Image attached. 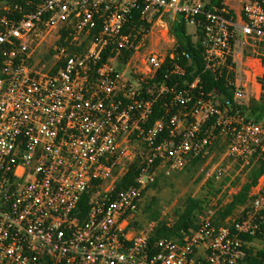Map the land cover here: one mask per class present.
<instances>
[{
    "label": "built area",
    "instance_id": "obj_1",
    "mask_svg": "<svg viewBox=\"0 0 264 264\" xmlns=\"http://www.w3.org/2000/svg\"><path fill=\"white\" fill-rule=\"evenodd\" d=\"M214 1H0V264H252L264 250V175L223 223L202 213L154 242L157 223L134 224L160 175L218 143L206 178L225 160L248 174L264 158V119L242 112L249 70L264 69V0ZM180 24L231 98L188 78L187 50L152 44L175 46ZM246 46L263 57L244 61Z\"/></svg>",
    "mask_w": 264,
    "mask_h": 264
},
{
    "label": "rangeland",
    "instance_id": "obj_2",
    "mask_svg": "<svg viewBox=\"0 0 264 264\" xmlns=\"http://www.w3.org/2000/svg\"><path fill=\"white\" fill-rule=\"evenodd\" d=\"M237 7L239 8L238 5ZM187 32L190 34L194 33L192 25L189 26ZM170 36L175 39V46L171 41L161 40V35H154L152 44L164 51H169L179 44L175 29L171 30ZM262 52L246 46L241 50L240 55L244 61L250 63L251 60H247L248 58H262ZM261 70L264 71L258 64L255 68L249 70L250 86L248 87V96L245 100V107L247 108H245V111L249 117H254L252 108L256 102H260L259 83H263L264 78L259 75L257 76V81H255L254 74L261 73ZM225 147V143L220 142L207 159L191 163L183 170L174 172L171 175H160L157 183L152 185L145 193L134 224L143 226L155 222L157 225L164 223L167 226H173L179 212L185 211L191 200L198 201L194 214L205 213L213 216L214 219H221V212L226 209L227 204L233 199L234 194L231 195L230 193L239 191L242 184L247 180V174L239 171V166L229 160L222 162L226 171L220 178L215 176L206 178V169L214 167L222 161ZM243 208L244 205L238 206L232 215H241ZM259 245L261 244L256 242L255 247Z\"/></svg>",
    "mask_w": 264,
    "mask_h": 264
},
{
    "label": "trees",
    "instance_id": "obj_3",
    "mask_svg": "<svg viewBox=\"0 0 264 264\" xmlns=\"http://www.w3.org/2000/svg\"><path fill=\"white\" fill-rule=\"evenodd\" d=\"M2 1V0H0ZM215 3H219L220 0H215ZM175 31L179 38V44L177 46V50L181 52L182 50H187L192 56V64L188 68V78L193 80L195 77L200 76L203 81L205 88L210 90H218L222 96L231 98L232 93L229 88L225 85L226 81L224 77L217 78L213 73L210 71L205 70V65L202 59V52L201 49L195 42L191 35L186 34V27L184 24H180L176 26ZM264 61V58H263ZM161 75V73H160ZM245 105L242 107V112L246 114ZM159 113L153 117L155 119L158 117ZM252 115L257 120H262L264 118V102H256L254 107L252 108ZM253 117V118H254ZM200 160L196 159L193 160L191 163H197ZM190 163V164H191ZM138 172L137 165H134L132 169L122 178L120 183L117 186V190L127 187L134 182L136 173ZM264 175V158L260 159L248 172L247 180L242 184L239 191H237L233 195V199L227 204L226 209L221 212V219H214L218 223H223L229 216H231L234 210L238 206L245 205L249 199L250 192L252 188L257 185L259 179ZM158 179L153 183L155 185ZM89 196L90 194H85L82 199L81 205L83 208V213L89 207ZM198 204V201L191 200L186 206L185 211L179 212L178 218L173 226H167L166 224L162 223L158 225L153 232L151 237V241L154 242L160 237H176L179 235V231L181 228H191L194 226L195 219L197 214H194L195 208ZM264 257V250L260 251L256 256L249 259L250 263L259 264L261 259Z\"/></svg>",
    "mask_w": 264,
    "mask_h": 264
}]
</instances>
